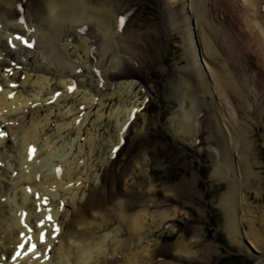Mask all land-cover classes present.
Here are the masks:
<instances>
[{
    "label": "rangeland",
    "instance_id": "rangeland-1",
    "mask_svg": "<svg viewBox=\"0 0 264 264\" xmlns=\"http://www.w3.org/2000/svg\"><path fill=\"white\" fill-rule=\"evenodd\" d=\"M190 5V0L160 3L169 27L162 39L161 57L141 65L132 58L125 76L113 80L108 74L123 52L116 48L104 52L94 45L88 52L77 43L82 37L88 43L92 39L89 35L76 38L65 32L61 37L60 31L53 35L49 21L38 23L21 6L15 10L21 18L2 20L0 8V91H6L8 101L18 98V106L11 104L0 111V119L6 123L0 126V203L4 204L0 207L1 236L11 225L9 208L19 205L21 192L27 191L28 199L22 202L17 216L32 228V239L42 251L43 246L38 247L40 234L46 232L45 239L52 238L53 225L59 227V233L64 231L81 201L104 181L112 191L108 197L135 200L129 212L150 204L149 213L151 209H162L173 214L170 223L153 227L151 238L155 240L147 243L151 256L143 258L146 262L151 259L147 264H264V64H259L260 59L256 61L258 54L264 61V49L257 48L253 28H245L246 22L239 31L235 29L239 42L234 44V53L240 59L247 51L248 71L262 75L256 74L252 85L240 71L233 77L234 67L225 62L224 68L232 78L229 84L208 81L214 69L210 53L214 52L215 63L219 60L216 46L212 41V50L203 55L202 30L197 24L203 16L194 15ZM179 6L183 7L180 11ZM177 9L178 13L171 15ZM246 18L241 14V19ZM204 19L214 24L210 18ZM6 23L26 24L27 29L23 34L14 32ZM209 34L213 36L215 30ZM39 75L49 81L36 83ZM106 81L114 83L113 87ZM9 110L12 112L8 114ZM15 114L18 120L12 121ZM33 125L38 140L34 148L26 149L29 156L21 166L22 137ZM61 126L64 128L59 130ZM129 129L133 130L131 135ZM47 140L51 141L46 145ZM120 145L124 147L116 158ZM51 150L56 155L49 160L47 153ZM38 151L41 155L35 163L32 156ZM45 159L49 164H43ZM28 164H35L33 177L19 184L20 168ZM63 170L70 175L69 182L62 180L63 184L56 186L39 183L42 175L55 176ZM225 194L231 196L233 204L224 202ZM44 196L48 198L46 207ZM108 197L104 199L106 204ZM191 206L200 210V218L196 219L198 212ZM43 210L46 212L36 221L35 215L38 217ZM49 215L51 222L46 219ZM233 215L236 223L232 227L229 217ZM99 220L95 218L94 222ZM40 221H45L43 227H37ZM117 225L94 231L91 225L86 231L91 240L97 241L108 231L116 233L113 230ZM16 233L15 239L21 241L22 232ZM195 234L202 238L190 246V250H197L195 256L191 255L197 261L187 262L170 253L177 239ZM145 244L137 241L130 245L129 252ZM1 245L0 254L6 246ZM71 249L75 251V246ZM209 250H215V255L211 256ZM56 253H47L43 261L49 258V264H62L54 258ZM107 256L110 260L111 254ZM107 258L100 255L98 262ZM123 258L120 254L117 263L122 264Z\"/></svg>",
    "mask_w": 264,
    "mask_h": 264
},
{
    "label": "bare ground",
    "instance_id": "bare-ground-1",
    "mask_svg": "<svg viewBox=\"0 0 264 264\" xmlns=\"http://www.w3.org/2000/svg\"><path fill=\"white\" fill-rule=\"evenodd\" d=\"M163 1L164 0H0V8L2 20H14L17 19V17L21 18V14L15 11L21 6L28 9L27 12H30V14H28L29 17H32L35 21H38V23L40 20L42 22L49 21L48 28L51 29V27H54L53 35H57V32L55 31H60L58 34L61 37L64 36L63 33L65 32L67 33V35H69V37L76 36V38L82 37L80 36L81 34H87L92 38L90 39L91 41L87 43V39L82 37L80 42L77 44L78 46L80 45V47L82 48H86L88 52L93 45L94 47L97 46V49H101L104 52L108 51L111 48H116L118 49V51L123 52L122 54H119L120 60L116 61L118 62L117 64L116 62L114 63L115 66H113L112 70H110V73L108 74L109 80H113L120 78L121 76H125L127 65H129L128 62H133V60L130 61L132 58H136L138 63L141 65V63L145 62L146 60L154 61L158 60L159 57H161V45L163 44L162 39L165 33L169 30V27L166 25L167 21L165 22V18L163 15L165 9L161 7L162 5L160 6V3H162ZM6 3H10L11 6L6 7ZM190 4V6H192V12L194 13V15H197L198 17L203 16L200 22L197 21V24L201 26L202 30V32L200 33V37L204 48L203 55L205 56L207 52H209V50H212V41H214L216 46L215 53L218 55L217 57L219 60L215 63L214 52L210 53L211 55L209 59L213 63L214 69L213 73L211 74L212 78H208V81H215L214 84H216V81L218 80L220 82L222 80L226 83L230 82V79H232L230 77L231 74L229 73L230 75H228L227 71L224 68L226 62L228 63L229 67H234V71L232 73L233 77H235L236 73L238 76V71H240L241 74L246 75L245 77H243V79L247 78L252 83V85H254V81H256V76L262 75V72H259L258 74L256 73V75L255 73H250L248 71V65L246 60L249 59V57L246 55L247 51L240 56V59L238 58L239 55L237 53H234V44L236 45V43L239 42L237 39L239 35L237 36L235 29H238L239 31V26L246 24L247 22L245 28H253V41L255 40L256 44L258 45L257 48H259L260 51L261 49H264V0H190ZM36 8L37 10H40L41 15L36 14ZM178 9L180 11L181 9H183V7L179 6ZM178 9L174 10V12H172L173 14L170 12L171 15L178 13ZM22 11L24 10L22 9ZM237 12L239 13L237 14ZM241 14H244L247 18L245 20L241 19ZM42 15L44 16L43 19L41 18ZM23 16L24 18H28L26 14H23ZM204 17L210 18L214 22V24L206 22ZM8 23H6L7 26L9 25L8 27L12 28L13 30H16L14 32L21 31L23 34L25 29H27L26 24L14 23L16 24L15 27L13 23ZM213 29L215 30V34L213 36L211 35L210 37L209 33ZM201 30H199V32ZM14 32L12 31V33ZM44 34L45 33L43 32L42 36ZM48 35L52 34L48 33ZM96 37L97 39H95ZM111 38H116L119 40V42H115ZM51 41L52 40L50 39L49 42L51 43ZM54 42L55 41H53L52 43L53 45ZM45 44L47 46L48 42ZM67 44H69V42H66V45ZM256 57L255 59L257 63L260 59L259 64H261L262 66L264 64V61H262V55L258 54L256 55ZM222 60L223 64H220ZM104 64L106 63L104 62ZM134 75L137 76V74ZM28 77H31L30 74ZM46 80H48L47 77L39 75L35 82L41 83L42 81L45 82ZM108 81H106L107 86L112 85L113 87L114 83H110L111 81ZM64 82L65 80L62 81V83ZM6 95H8L6 91H0L1 112H3L4 109H7L8 106L10 107L11 104H15L18 106V98L14 100V97H12V99H10L11 101H8L6 99ZM10 112L12 111L9 110L8 114ZM17 118L18 114H15L12 118V121L18 120ZM2 120L0 119V126L3 124L4 126H6V123H4ZM9 126L11 125L9 124ZM126 126H129V124H126ZM62 128H64V126H61L59 130H61ZM35 129L37 130V128H35L33 125L28 130L24 131V135L21 141V148L19 149L21 154V166L23 163H25V159L27 158V156H29L27 155L28 153H25L26 149L28 150V147H30V151L31 148H34L33 145L35 146V143L38 140L37 131ZM132 131L131 129L128 130L129 135H131ZM137 135L138 133L135 136ZM50 141L47 140V143L45 142V144L47 145ZM123 147L124 146L120 145V148H118L117 152L115 153L116 158L118 157L120 151H122ZM47 154V158H49V160H52L56 155V151L51 150ZM34 155L35 156H32V158L35 159L33 162L37 163L36 161L40 157L41 152L38 151L37 155ZM47 163L48 161L46 160L43 164ZM110 163L113 164L112 162ZM136 164L137 163H135L134 165ZM35 169V164H33L32 166L28 164L27 166L21 167L20 175L18 176L19 184L21 181L29 182V179L33 177V175L31 174L34 172ZM62 180H68V182L70 181V175L68 174V172H66V170H63V172L55 176L54 174L42 175L40 177L39 183H47L50 186H56L60 185L63 182ZM94 188L96 189L89 191V193L85 196V199L81 201L80 206L74 210V212L72 213V218L69 219L66 223L65 230L60 232L56 239L53 240V238L49 237V239H45V243L40 245L38 244L39 248L43 246L42 251L39 250V252L37 250V252H39L40 254L39 259H42V262H37V260L39 259L33 258L36 253H32L29 257L28 255L25 256L21 254V256L16 257L15 260L12 259V257H14L16 255V252L19 250L18 245L22 243V241H18V238L15 239L14 235L16 231L18 233L22 232L25 235L29 234L28 229H26L25 227L26 222H24L23 218L17 216L18 209L20 210L22 202H26L28 199V192H24L23 189V192H21V199L19 201V205L16 204L9 208V215L11 216L10 220L12 218V221H10L11 228L6 227L9 230L7 234H3V236H1L2 233H0V245L3 244L2 241L5 242V244L3 245H6L3 248V253L0 254V264H49V258H46V260L44 261L43 259L45 257L44 253H50L51 251L52 253L57 251L56 255H54V258L62 264H119L117 263V261L118 256L120 254H123L124 256V262L122 264H141L142 262L147 264L149 261H151L150 259L146 262L143 258L144 256H151V250L149 249L147 243H149L151 240H155L154 238H151V232L153 231V227H159L163 224V222L170 223L174 219L173 214H171V212L167 210L162 209L159 212L154 211L155 209H151L149 213L148 206L150 204H147L145 205V207L142 208L140 206V209L136 210L135 212H129L130 207L132 205H135L134 199H131L133 201L129 199L131 201L129 202V200L127 201V199L125 201L121 198L108 197L107 195L112 191L107 188L104 181L101 186L98 185ZM228 194L224 195V202H229V204L231 205L233 204L232 198L231 196L229 197ZM75 197L76 193L74 192L71 200L74 201ZM105 197H108V199L110 198L107 204L105 203L106 200H104ZM3 205L4 204L0 203V207ZM191 208L194 209V212L199 213L196 214L197 216L195 215L196 219H198V217L200 218V210H196L195 208H193V206H191ZM45 212L46 211L38 214V217L35 215L34 219L36 221H39L43 213ZM55 213L53 214L56 215ZM95 218H100L99 222H94ZM150 219L151 223L148 222ZM229 220L230 226H235L236 221L234 215L230 216ZM114 223L118 224L113 230L116 231V233L110 234L112 231H108L107 233L100 235V237L98 236L99 238L98 240L96 239L97 241H95L94 239L91 240V238L93 237H88L90 235H88L86 229H90L91 225H93L94 228H92L91 231H94L101 228L102 224V229H104L110 227L109 225ZM119 232L121 234H119ZM38 234L39 232L37 233V236ZM119 235H124L125 237L119 239ZM110 239L113 241L111 245H109ZM201 239V235L199 234H195L189 237L181 236L180 239H177L173 243V248H171L172 250H170V253L172 255L174 254V257L176 256L177 259H183L187 262H191L193 260L192 262H195L196 259L194 260V257L191 255L195 256L197 250H190V246L192 244L194 245L195 242L199 243ZM33 240L34 239H32V241ZM137 241H143L146 244L145 246H142L140 250H138L137 247L135 252L130 253V245L132 247L135 243H137ZM8 244H11L9 248ZM3 245L1 246L3 247ZM74 246L75 251L71 249ZM211 246L214 245L212 244ZM26 249L27 245L25 246V250ZM119 251H121V253L118 254V256L116 257L115 255L116 253H119ZM93 252L94 254H92ZM108 253L111 254L110 260H108L107 258ZM215 253V250H211L209 254L215 255ZM100 255H102L103 258L107 259H104L103 262H98ZM32 260H35L36 262L34 261V263H31ZM139 261H141V263H139ZM198 262H200V260Z\"/></svg>",
    "mask_w": 264,
    "mask_h": 264
},
{
    "label": "snow or ice",
    "instance_id": "snow-or-ice-1",
    "mask_svg": "<svg viewBox=\"0 0 264 264\" xmlns=\"http://www.w3.org/2000/svg\"><path fill=\"white\" fill-rule=\"evenodd\" d=\"M121 22H123V21H121ZM37 198L39 199V194H37ZM47 202H48V198L45 197L44 198L45 206L47 205ZM37 210L38 211L40 210V206L39 205H37ZM48 211L50 213L51 210L49 209ZM46 219L49 222H51V220H52L51 215L46 217ZM43 226H44V221H40L39 224L37 225V227H43ZM25 227L28 228V233L29 234L27 236H25L24 233H21V241H22V243H20L18 245V249L19 250L16 252V255L14 257H12L13 260H15L16 257L21 256V254L27 256V255H30L32 253H36V255L33 257L34 259H39L40 258V254H39V252H37V245H36V243H34L32 241V236H31L32 228L28 227V225H25ZM59 231H60L59 227L57 225H53V227H52V233H53L52 238L53 239H56V237L59 235ZM45 238H46V232H42L40 234V243L41 244L46 242ZM26 245H27V249L25 250V246ZM44 255L47 256V252H45Z\"/></svg>",
    "mask_w": 264,
    "mask_h": 264
}]
</instances>
